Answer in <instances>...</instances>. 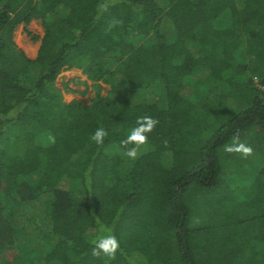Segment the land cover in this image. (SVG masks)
<instances>
[{
	"label": "trees",
	"instance_id": "trees-1",
	"mask_svg": "<svg viewBox=\"0 0 264 264\" xmlns=\"http://www.w3.org/2000/svg\"><path fill=\"white\" fill-rule=\"evenodd\" d=\"M35 20L31 59L14 35ZM72 68L109 93L66 102L56 81ZM254 79L264 87V0H0V264H264ZM140 116L159 123L132 160L121 140ZM237 131L254 150L240 173L258 171L246 185L220 153ZM194 186L219 193L221 234L190 224ZM108 230L115 259L94 257Z\"/></svg>",
	"mask_w": 264,
	"mask_h": 264
},
{
	"label": "rangeland",
	"instance_id": "rangeland-1",
	"mask_svg": "<svg viewBox=\"0 0 264 264\" xmlns=\"http://www.w3.org/2000/svg\"><path fill=\"white\" fill-rule=\"evenodd\" d=\"M229 24V18L227 16H222V19L219 21V27ZM44 29L40 21H33L29 25H20L15 32L14 42L16 46L22 50L28 57L35 59L38 56L39 49L41 46V40L44 36ZM37 36L38 40H34L33 37ZM254 83L258 89L264 91V87L260 83L259 79H254ZM56 86L60 88L63 92V98L66 102L80 101L84 104L90 105L94 98L100 94L106 96L110 91V86L103 82H94L91 81L86 75L83 74V71L78 68H72L63 72L56 81ZM224 94L218 97L219 100L224 104L225 98H231L232 95L230 92L223 90ZM225 100V102L227 101ZM230 100V99H229ZM212 124V123H211ZM212 126H209V130L206 132L209 135ZM206 134L201 133V138L205 137ZM225 149L221 150L222 161L225 162L227 166H231V170L234 173L235 169L238 173L227 176L226 178H236L241 180L242 185H246L251 178H258V171L253 170L251 167L246 168L245 164L243 169H246L240 173V170L243 163L246 162L245 158H242L241 155L232 154L230 158L226 157ZM226 167V166H224ZM225 169V168H224ZM256 174V175H255ZM249 179V180H248ZM190 190V195L186 199L188 203H191V222L190 224L196 228H207L205 231L209 234L210 231H218V234H221V231L218 230V219L217 212L215 208H208L207 204L211 205L220 198L216 191L209 190L207 188H201L194 186ZM212 192V193H209ZM209 193V194H207ZM221 193V192H220ZM212 203V204H211ZM211 204V205H210ZM216 216V217H215ZM208 221V222H205ZM22 224L24 221H22ZM28 222H26V225ZM30 229H34L35 225L30 224ZM207 235V234H206ZM257 248H261L260 244H257Z\"/></svg>",
	"mask_w": 264,
	"mask_h": 264
},
{
	"label": "clouds",
	"instance_id": "clouds-1",
	"mask_svg": "<svg viewBox=\"0 0 264 264\" xmlns=\"http://www.w3.org/2000/svg\"><path fill=\"white\" fill-rule=\"evenodd\" d=\"M108 6V3H104L98 6V10L106 11ZM122 23L123 21L114 19L109 27L111 28L115 27L116 25H122ZM158 123V120L150 116H140L137 118L136 127L132 128L127 137L121 140V145L125 146V155L128 158L132 160L138 158L140 146L145 145L148 142L147 134L151 133ZM107 135L108 133L103 127L97 128L94 134L91 136V140L99 146L103 144ZM239 136L240 133L237 131L233 136L232 144L226 146L225 151L229 153H239L242 158L246 159L254 154V150L250 145L240 142ZM49 141L51 143H55V138L50 136ZM130 144L134 146L127 148V146ZM101 230L104 231V229ZM93 244L94 247L92 248V255L97 258L103 254L110 259H115L116 252L120 247L118 239L114 234L111 233L110 230H108L107 235H102L98 237L97 240H94Z\"/></svg>",
	"mask_w": 264,
	"mask_h": 264
}]
</instances>
